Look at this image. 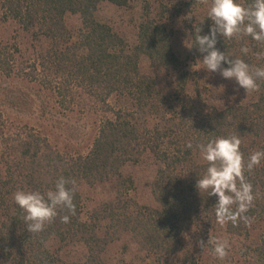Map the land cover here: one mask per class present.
I'll use <instances>...</instances> for the list:
<instances>
[{
  "label": "trees",
  "instance_id": "obj_1",
  "mask_svg": "<svg viewBox=\"0 0 264 264\" xmlns=\"http://www.w3.org/2000/svg\"><path fill=\"white\" fill-rule=\"evenodd\" d=\"M104 2L125 8L130 0H0L2 19L44 46L23 60L16 45L0 40V75L37 83L64 111L93 107L100 116L89 148L69 152L34 127L13 125L0 115V264H61L68 249L81 251L78 264H200L202 252H212L206 243L216 232L249 239L255 230L258 239L242 256L246 264H264V160L250 171L245 167L253 195L242 214L247 219L218 224L216 198L195 188L208 166L197 144L236 135L245 165L252 153L264 150V81L250 93L237 85L205 87L187 70L202 54L189 49L182 60L175 53L176 21L185 24L189 44L196 29L207 35L211 0H178L173 8L160 3L155 13L144 3L133 46L98 20ZM240 2L248 6L252 0ZM67 14L79 17L78 30L66 26ZM217 39L216 47L230 59H243L253 70L264 67L256 55L264 44L242 34ZM242 47L250 51L243 54ZM142 57L152 71L166 72V89L154 74L141 71ZM189 141L191 149L185 147ZM146 160L155 167L152 205L139 204L133 179L122 171ZM61 176L69 188L75 182V213L58 210L42 232H28L13 194L45 192ZM97 187L109 196L87 210L83 189ZM64 215L69 222H62ZM117 242L125 253L132 248L139 263L125 255L110 260L109 249Z\"/></svg>",
  "mask_w": 264,
  "mask_h": 264
},
{
  "label": "rangeland",
  "instance_id": "obj_2",
  "mask_svg": "<svg viewBox=\"0 0 264 264\" xmlns=\"http://www.w3.org/2000/svg\"><path fill=\"white\" fill-rule=\"evenodd\" d=\"M177 1L130 0L129 5L125 8H118L104 2L98 7L97 18L100 22L110 25L126 41L127 45L133 46L136 42L144 3H148L152 13H155L156 5L163 3L173 8ZM65 23L70 30L76 31L81 22L78 16L67 14ZM175 29L174 51L180 59L185 60L189 50L186 48L189 46V34L181 19L176 21ZM0 40L16 45L21 51L23 60L24 58H33L38 51L44 48L42 42H34L31 35L24 32L15 22L3 20L1 10ZM200 60L195 63L188 62L187 70L194 75V78L199 79L205 87L224 86L230 90L235 88L236 83L232 80L223 79L219 72L209 73L204 70ZM140 68L143 73L154 74L161 88L166 89L168 87L169 76L166 75V72L156 73L152 71L147 57L141 58ZM0 115L13 125L34 127L44 133L59 150L69 152H83L89 148L97 132L100 117L93 107L84 112L62 110L58 107L56 97L52 92L42 88L37 83L29 82L16 75L10 77L0 75ZM122 171L124 175L133 179L135 186L133 196L139 204L152 205L151 184L155 173L153 164L146 160L137 165H126ZM108 196L109 191L104 187L83 189V199L87 210H91ZM258 236V230L253 231L249 239L230 237L223 231H218L213 235V238L228 241V255L224 260H218L212 252L203 251L200 255V264H246L242 253L246 247L257 241ZM125 251L123 243L117 242L110 247L108 257L114 261L125 255L127 260L139 263L140 258L132 248H128L126 253ZM80 257L81 251L65 250L61 255V264H78Z\"/></svg>",
  "mask_w": 264,
  "mask_h": 264
},
{
  "label": "clouds",
  "instance_id": "obj_3",
  "mask_svg": "<svg viewBox=\"0 0 264 264\" xmlns=\"http://www.w3.org/2000/svg\"><path fill=\"white\" fill-rule=\"evenodd\" d=\"M207 20L211 22L208 34L201 35L202 29H196L198 34L186 48H195L202 54L199 62L207 72H219L223 79L234 81L246 93L258 91V81H264V67L253 70L243 59H230L216 45L218 37L230 40L241 34L250 37L257 44H264V0H252L248 6L240 0H211ZM240 51L247 54L250 49L242 47ZM256 55L258 59H264V51ZM240 145L241 140L236 135L217 137L196 145L202 160L208 166L196 180L195 188L198 193L205 192L209 197L216 198L214 215L220 225L235 223L238 218L247 219L242 214L248 211L253 195L251 184L245 181V167L250 171L264 160V150L256 151L248 157L245 165ZM185 147L191 149L193 144L191 141L186 142ZM69 183L61 176L55 181L53 188L45 192L17 190L13 194L14 204L22 211L28 232H42L46 224L51 223L58 215V210L75 213V182H71L72 188L67 187ZM61 219L67 223L69 215H64ZM206 244L213 245L211 251L218 260H224L228 255L227 240L213 238L207 240Z\"/></svg>",
  "mask_w": 264,
  "mask_h": 264
}]
</instances>
